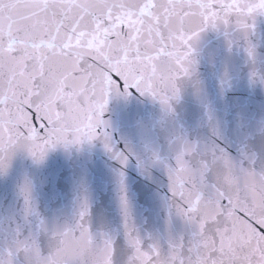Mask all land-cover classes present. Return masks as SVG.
I'll return each mask as SVG.
<instances>
[{
	"label": "snow or ice",
	"instance_id": "6c2138e0",
	"mask_svg": "<svg viewBox=\"0 0 264 264\" xmlns=\"http://www.w3.org/2000/svg\"><path fill=\"white\" fill-rule=\"evenodd\" d=\"M0 264H264V0H0Z\"/></svg>",
	"mask_w": 264,
	"mask_h": 264
}]
</instances>
